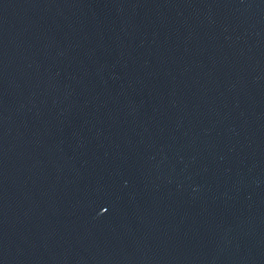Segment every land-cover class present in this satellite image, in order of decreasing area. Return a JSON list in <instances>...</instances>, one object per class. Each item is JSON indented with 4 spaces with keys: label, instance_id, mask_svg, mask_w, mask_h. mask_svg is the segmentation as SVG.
<instances>
[{
    "label": "water",
    "instance_id": "water-1",
    "mask_svg": "<svg viewBox=\"0 0 264 264\" xmlns=\"http://www.w3.org/2000/svg\"><path fill=\"white\" fill-rule=\"evenodd\" d=\"M0 264H264V0H0Z\"/></svg>",
    "mask_w": 264,
    "mask_h": 264
}]
</instances>
